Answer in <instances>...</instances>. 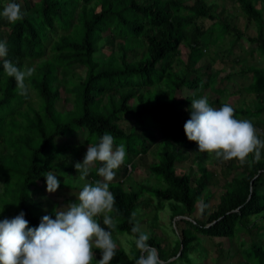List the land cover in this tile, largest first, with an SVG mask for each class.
<instances>
[{
    "label": "trees",
    "instance_id": "16d2710c",
    "mask_svg": "<svg viewBox=\"0 0 264 264\" xmlns=\"http://www.w3.org/2000/svg\"><path fill=\"white\" fill-rule=\"evenodd\" d=\"M234 1L246 17L245 28L251 24L258 27L256 37L246 38L245 28L233 26L224 18V11L218 12L219 5L208 0H24L22 11L27 14L22 20L9 23L0 16V42L8 46L7 57L0 58V182L4 185L0 221L23 212L29 228H35L45 215L55 219L59 202L45 201L44 173L56 175L58 190L66 188L65 182H71L75 168L72 166L85 157L82 145L86 142L77 143L75 133L85 130L87 137H96L95 142L108 133L114 137V147L124 144L129 158L127 165L118 168L116 181L109 184L115 198L110 214L116 221L114 241L123 233L134 235L131 213L136 212L138 220V210L149 207L146 196L156 197L170 202L173 217H181L185 223L179 230L177 250L163 248L157 236L147 241L158 251L160 264L189 263V256L198 252L200 236L239 238L242 250L250 247L242 255L246 264H264L262 149L258 159L255 153L244 162L217 159L229 179L212 209L209 204L214 193L209 188L215 185V174L207 167L198 145L188 141L184 132L191 101L208 91L225 94L227 90L221 85L235 74L251 80L253 73L259 77L243 89L255 96L257 107L250 112L231 104L235 118L251 121L264 116V102H260L264 98V78H260L264 68L249 70L245 66L237 72L219 68L213 73L209 64L224 56L218 51L209 64L199 66L210 49L218 48L228 36L231 52L236 49L240 54L235 63L243 60L239 44L245 38L250 56L257 50L264 54V7L258 5L259 0ZM9 2L0 0V12ZM16 2L22 9L21 2ZM206 21L211 24L207 26ZM110 47L119 54L112 51L102 62L97 61L95 56L108 53ZM3 59L22 70L34 69L33 76L26 79L27 96H20L14 78L4 73ZM65 94L74 97L71 110L58 107L63 98L70 101ZM215 101L217 108L226 103L220 98ZM211 102L210 98L213 107ZM178 107L187 108V116L182 118ZM260 122L257 126L264 119ZM154 144L158 145L157 160L148 170L166 187L138 184L136 189L126 188L128 177L137 168L132 161L145 156ZM190 153L198 165L195 176L177 169L190 159ZM92 175L90 171L85 181L94 184L98 179ZM197 212L199 216L193 217ZM133 244L136 250L132 256L117 246L110 264H135L141 253ZM93 252L92 264H96L101 252ZM220 253L225 257L223 250Z\"/></svg>",
    "mask_w": 264,
    "mask_h": 264
},
{
    "label": "clouds",
    "instance_id": "9594fccd",
    "mask_svg": "<svg viewBox=\"0 0 264 264\" xmlns=\"http://www.w3.org/2000/svg\"><path fill=\"white\" fill-rule=\"evenodd\" d=\"M16 0H10L0 16L9 23L22 20L26 15ZM8 46L0 42V58L7 57ZM3 71L14 78L18 94L27 96L29 86L26 79L34 69L23 70L8 59H3ZM189 111V110H186ZM187 140L198 145L200 153L214 154L223 161L244 162L250 154L260 156L264 140L257 136L256 128L248 119H236L234 108L225 103L219 108L210 107L205 96L191 101L190 118L184 124ZM114 137L105 133L98 142L90 143L82 163L75 168L79 179L85 180L93 167L102 180L94 184L85 183L78 193V203H69L55 211V219L45 215L39 225L29 228L25 214L21 212L12 219L0 221V264H92L93 249L101 252L96 264H110L117 249L112 230L116 221L110 215L114 211L115 198L109 184L115 178V171L125 160L123 143L113 147ZM47 192L54 193L59 181L52 172L44 173ZM137 213L132 212L129 223L133 224L129 237L141 255L135 264H160L158 251L147 243L149 235L141 230ZM102 217L103 227L98 223ZM107 229V230H106Z\"/></svg>",
    "mask_w": 264,
    "mask_h": 264
},
{
    "label": "rangeland",
    "instance_id": "374dc122",
    "mask_svg": "<svg viewBox=\"0 0 264 264\" xmlns=\"http://www.w3.org/2000/svg\"><path fill=\"white\" fill-rule=\"evenodd\" d=\"M22 4V10H25V5H24V0H19ZM34 3L35 0H29ZM210 4H218V12H223L224 18H228L230 23L233 26H238V27H243L245 28V24L247 22L245 15L243 14L242 10L240 7L237 5V3L234 0H208ZM259 6L264 7V0H259L258 3ZM225 8V9H224ZM206 25H210L211 21H206ZM254 24H251L250 26L246 27L244 29L246 33V38L247 36H252L256 37L258 34V27ZM244 39V41H241L239 46H240V53L241 56L243 57V60L241 61V64L235 63V58L236 56H240L239 52L235 49L234 51L231 52L232 47L231 45L229 46V42L231 41V38L228 36L226 40L218 46V48L210 49V53H208V56L206 59L209 60L205 61L206 59H203L200 63L199 66H205L210 63V59L213 57L216 51H218L219 54H222L224 56H220L216 58V64H209L211 66V71L213 73L218 72L219 68H224V69H231V70H238L239 68L243 69L245 66L249 67V70L258 67L260 69L264 68V54L260 51L257 50L255 56H250L251 53L249 51L248 47V41L247 39ZM106 41H102L101 45H104ZM230 47V49H229ZM115 51L116 55L119 53L117 52L115 47H110L108 53L107 52H102L96 55V60L97 61H103V59L110 55L109 53ZM229 51V55L226 53ZM210 56V57H209ZM245 67V68H246ZM248 69V68H247ZM237 72V71H236ZM252 80L253 79H259L258 75L252 74ZM264 78V77H260ZM214 81L215 79L212 78ZM250 77L246 75H234L232 77V80L229 82H226L221 85V87L225 88L227 91L225 94H222L221 96H218L214 93L211 94L210 91L206 93V95H200V98L202 97H207L208 101L210 102L211 98V105L214 108L218 107L217 102L215 99L220 98L222 102H226L228 104H232L233 107H235L238 110L241 109H246V111H252L253 108L257 107V100L253 94H249V92L245 93L243 92V89H245L252 81ZM264 80V79H262ZM254 81V80H253ZM188 92V91H187ZM189 93V92H188ZM183 96H185L184 93H182ZM191 94V93H189ZM187 95V94H186ZM196 95V93H194ZM65 97L69 98V102H66L65 99L63 98V102L60 101L59 104V109H66V110H71L73 107V96L70 94H65ZM255 100V102H254ZM36 101V100H35ZM66 103H65V102ZM260 102H264V98L260 99ZM178 110L181 114V117L187 116L185 112H187V108L185 107H178ZM239 119H248L245 117L240 116ZM264 119V116L260 118H257L256 120H251L253 123L254 127L256 128L257 131V136L259 139L264 140V123L262 125L257 126V122H260V120ZM261 123V122H260ZM75 135L78 136L77 143L81 142H86L85 146L82 145V150H83V155L85 156L88 146L90 143H95L96 137L93 136V138L87 137V132L83 130L81 133L77 132ZM87 137V138H86ZM114 147V146H113ZM115 149V147H114ZM157 150H158V145H152L149 152L145 155L142 156L139 160L138 159H132L133 165H137V168H135L134 172L130 174V177H128L127 180V186H125L128 189H136L138 188L139 185H150L155 188H165L166 184L165 182L163 183L162 181H159L156 176L152 173L149 172L148 167H150L154 161L157 160ZM264 155V149L261 150ZM206 161L207 167L214 172V181L215 185L210 189L214 193L209 207L214 208L218 203H219V198L221 194L224 191V183L226 179L229 177H226L222 171L223 163L219 164L217 162V158L215 157L214 154H208V153H203ZM264 157V156H263ZM83 158V156H81ZM194 154L190 153V159L187 161L181 163L178 165V168L180 172L182 173H187L192 176H195L198 174V165L193 161ZM129 162V158L125 156L124 163L122 165H127ZM228 161H226L227 163ZM230 162V161H229ZM249 162V161H248ZM75 166H72V168ZM96 166L93 167L91 170L93 173L94 179L100 178L97 175L96 171ZM137 169V170H136ZM178 170V172H179ZM76 168L73 169V173L70 177L71 182L66 181L65 186L66 188H63L61 190H56L54 193H47L45 201H57L59 202V206L57 210L65 208L69 203H78V193L82 190V187L85 183H90L89 181H81L79 177L77 176L76 173ZM115 173L118 172V169L114 170ZM239 173V172H238ZM93 181V180H92ZM113 181H116V178H114ZM112 181V182H113ZM3 182H0V193L2 194L3 191ZM59 191V192H58ZM39 193V191H37ZM145 198L147 201H149V207L148 208H140L138 211V221L141 226V230L149 235V238L152 236H157L158 238L161 239V242L163 244V248L169 251H174L177 250L179 247V230L185 227V223L181 221V217H173V211H172V205L168 201H164L160 198L156 197H148ZM5 208V206H4ZM14 213V211L12 212ZM199 212L195 213L193 217H198ZM99 219L102 221V217H99ZM177 222H178V227H177ZM199 236V235H198ZM131 235L127 233L120 234L116 236V243L117 246L124 249L130 256H132L135 253V247H134V241L130 239ZM237 237V236H236ZM257 243H259V239L255 238ZM222 242V244H220ZM250 247L246 246L245 249H241V241L239 238H233V239H226V240H219V239H212L209 237H204L200 236V239L197 240L196 242V250H198L197 253H195L194 256L190 258L189 263H182L178 262L177 264H246L245 259L243 258V253L246 251H249ZM183 246H181L179 254L177 255L180 256L182 253ZM221 250L224 251V256L221 257ZM240 251H243L242 254ZM94 255V252H93ZM176 257V258H177Z\"/></svg>",
    "mask_w": 264,
    "mask_h": 264
}]
</instances>
